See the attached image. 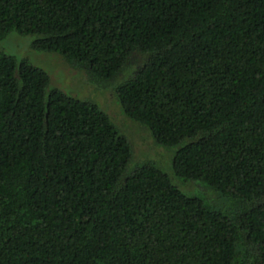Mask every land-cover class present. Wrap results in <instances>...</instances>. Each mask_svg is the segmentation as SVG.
Listing matches in <instances>:
<instances>
[{"label": "trees", "instance_id": "1", "mask_svg": "<svg viewBox=\"0 0 264 264\" xmlns=\"http://www.w3.org/2000/svg\"><path fill=\"white\" fill-rule=\"evenodd\" d=\"M12 30L120 77L124 112L207 187L128 171L97 104L0 49V264H264V0H0Z\"/></svg>", "mask_w": 264, "mask_h": 264}, {"label": "rangeland", "instance_id": "2", "mask_svg": "<svg viewBox=\"0 0 264 264\" xmlns=\"http://www.w3.org/2000/svg\"><path fill=\"white\" fill-rule=\"evenodd\" d=\"M34 38L33 34H21L12 30L0 38V49L18 60L25 59L44 69L49 74L50 86L97 104L129 141L131 157L127 165L128 171L143 163L155 164L186 194L205 197L203 189L206 185L175 173L172 160L177 146L158 142L144 124L124 112L116 92L120 77H93L86 68L71 63L62 53L36 48L33 45ZM126 70L129 68L124 71Z\"/></svg>", "mask_w": 264, "mask_h": 264}]
</instances>
